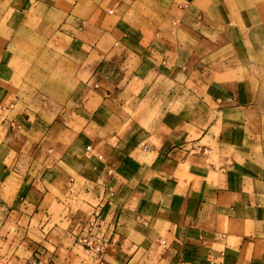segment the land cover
Listing matches in <instances>:
<instances>
[{
  "label": "crops",
  "instance_id": "obj_1",
  "mask_svg": "<svg viewBox=\"0 0 264 264\" xmlns=\"http://www.w3.org/2000/svg\"><path fill=\"white\" fill-rule=\"evenodd\" d=\"M9 7L0 263L264 264V0Z\"/></svg>",
  "mask_w": 264,
  "mask_h": 264
},
{
  "label": "built area",
  "instance_id": "obj_2",
  "mask_svg": "<svg viewBox=\"0 0 264 264\" xmlns=\"http://www.w3.org/2000/svg\"><path fill=\"white\" fill-rule=\"evenodd\" d=\"M102 223L103 221L99 216V212H95V216L92 221L79 227L73 237L74 243L85 247L95 257L100 256L108 245L102 228ZM162 243L165 244V241ZM24 264H49V261L37 254L31 257Z\"/></svg>",
  "mask_w": 264,
  "mask_h": 264
},
{
  "label": "rangeland",
  "instance_id": "obj_3",
  "mask_svg": "<svg viewBox=\"0 0 264 264\" xmlns=\"http://www.w3.org/2000/svg\"><path fill=\"white\" fill-rule=\"evenodd\" d=\"M11 4V0H0V13L1 12H5V13H2V15L1 16H3L2 17V19H5V14H7V15H9L8 17L10 18L9 20H11L12 19V15H14V13L11 11V8L9 7V5ZM262 14V15H261ZM261 16H260V21L261 22H263L264 23V11H262L261 12ZM3 21V20H2ZM263 28V27H262ZM259 48H261V49H264V43H262V44H255V45H253V49L256 51V49H259ZM17 108L18 109H21V107L20 106H17ZM6 109L5 110H3L1 107H0V142L3 140V133H4V131H5V129H6V126H3L2 125V117H3V115H5L6 114ZM78 246L79 247H81L82 249H84L85 251H86V253L90 256V258L92 259V261H93V263L94 264H98L99 262H100V259H101V255L100 256H97V257H95L94 255H92V253L88 250V249H86L85 247H83V246H81V245H79L78 244ZM1 264V263H0ZM9 264H11V263H9ZM21 264H23V263H21Z\"/></svg>",
  "mask_w": 264,
  "mask_h": 264
}]
</instances>
